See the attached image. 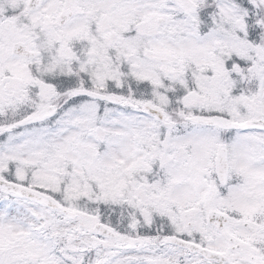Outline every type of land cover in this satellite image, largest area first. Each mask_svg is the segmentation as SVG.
<instances>
[{"label": "snow or ice", "instance_id": "snow-or-ice-1", "mask_svg": "<svg viewBox=\"0 0 264 264\" xmlns=\"http://www.w3.org/2000/svg\"><path fill=\"white\" fill-rule=\"evenodd\" d=\"M0 264H264V0H0Z\"/></svg>", "mask_w": 264, "mask_h": 264}]
</instances>
